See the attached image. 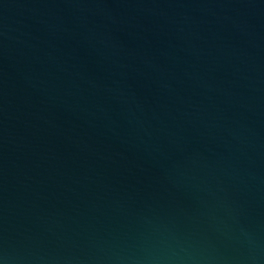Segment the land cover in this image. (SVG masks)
Masks as SVG:
<instances>
[{"label": "water", "instance_id": "95a60500", "mask_svg": "<svg viewBox=\"0 0 264 264\" xmlns=\"http://www.w3.org/2000/svg\"><path fill=\"white\" fill-rule=\"evenodd\" d=\"M0 264H264V0H0Z\"/></svg>", "mask_w": 264, "mask_h": 264}]
</instances>
